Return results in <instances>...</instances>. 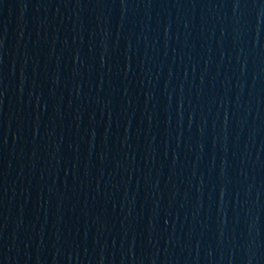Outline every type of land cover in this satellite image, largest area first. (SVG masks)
I'll return each instance as SVG.
<instances>
[{"label": "water", "instance_id": "1", "mask_svg": "<svg viewBox=\"0 0 264 264\" xmlns=\"http://www.w3.org/2000/svg\"><path fill=\"white\" fill-rule=\"evenodd\" d=\"M224 264H264V0H225Z\"/></svg>", "mask_w": 264, "mask_h": 264}]
</instances>
